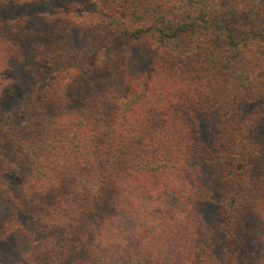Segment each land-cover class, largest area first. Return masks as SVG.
Here are the masks:
<instances>
[{
    "label": "trees",
    "instance_id": "trees-1",
    "mask_svg": "<svg viewBox=\"0 0 264 264\" xmlns=\"http://www.w3.org/2000/svg\"><path fill=\"white\" fill-rule=\"evenodd\" d=\"M0 201V264H264V0H0Z\"/></svg>",
    "mask_w": 264,
    "mask_h": 264
},
{
    "label": "rangeland",
    "instance_id": "rangeland-1",
    "mask_svg": "<svg viewBox=\"0 0 264 264\" xmlns=\"http://www.w3.org/2000/svg\"><path fill=\"white\" fill-rule=\"evenodd\" d=\"M25 65H16L11 67L8 73V82L13 85V92L16 97H23L28 86L29 78L25 71ZM17 100V99H16ZM11 206L8 202L0 201V258H7V254L16 253L14 248L16 246L13 242L8 243L2 238L1 235V225L5 218L10 214Z\"/></svg>",
    "mask_w": 264,
    "mask_h": 264
}]
</instances>
